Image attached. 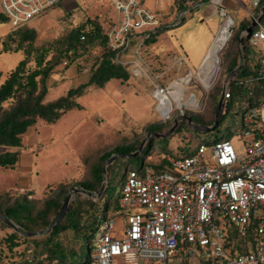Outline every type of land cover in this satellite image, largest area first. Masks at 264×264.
Instances as JSON below:
<instances>
[{
  "label": "rangeland",
  "instance_id": "obj_1",
  "mask_svg": "<svg viewBox=\"0 0 264 264\" xmlns=\"http://www.w3.org/2000/svg\"><path fill=\"white\" fill-rule=\"evenodd\" d=\"M153 1L147 0L150 4H153ZM116 18L117 13L111 0H62L59 5L28 22V27L34 28L37 32L32 43H24L22 50H14L17 48V45H14L11 50L6 51H2L4 47L1 41L11 34L13 27L9 22L0 23V82H3L20 60L26 57L25 52H30L27 57L29 58L28 66L31 69L38 67L41 55H44L43 60L45 61L59 54L63 61L56 66V71L48 79L47 99H54L64 94L71 86L88 79L104 50V46L98 42L80 43L75 61L67 69H63L65 63L73 55L72 52L61 53V50L67 47L68 35L78 30L88 32L96 26H99L105 33ZM230 28H236V25L231 24ZM235 38L230 39L229 37L220 49L218 53L220 61L211 79L205 77L203 67V69L192 70V76L189 75L193 77L195 88L200 91V107L195 109L186 103L189 96L195 92V88H188L183 95L188 82L186 77L173 92L168 93L174 103L170 116L174 115L173 118H175L181 113L184 115L200 114V110L204 107L206 109L202 111L203 114L211 117L215 115L212 104L219 100L218 89L223 87L225 76L230 72V70L225 71L223 67L231 57V52L237 51L240 36L237 34ZM136 44L137 42L131 45L129 39L128 46L120 50L119 59L127 65L131 72L127 80L112 78L104 87H91L78 98L81 107L67 111L52 124L39 120L22 135V146L19 150L24 154L23 161H20L19 156L14 167L0 166V192L5 191L10 195L29 193V199L41 202L56 192L60 182H65L66 194L61 197L62 207L58 213L50 216L51 219L54 222H60L69 207L77 201H81L83 207L88 209L83 212L84 218H92L96 213V207L91 206V202L95 204L101 202L104 208L107 203L112 204L117 201L125 181V172L141 167L144 158L141 155L127 158V156L113 153L102 162L103 178L99 190H88L81 185V182L92 179L91 169L95 164L101 163L99 157L119 144L141 142L145 145L150 138L155 137L154 145L149 149L150 153L147 157L153 161L159 160L160 151L170 149L172 153L179 155L178 149L188 145L192 153L200 141L212 143L220 135L231 138L238 151L242 149V143L233 139L235 130L241 125L240 119L234 120L233 118L232 111L235 107L228 109L214 130L203 131L194 127L185 129L186 126L182 123L170 138L155 135L154 133L159 132V128H169L173 121L166 120L170 118L164 119L157 110L158 102L153 95L150 77L141 74L135 62L144 58L147 64L159 66L158 63L162 58L154 56V50H151L152 48L150 49L148 45L146 49L141 46L142 48L137 52ZM213 55L211 53L206 61L210 62ZM177 60L181 61L180 58ZM162 76V82L169 88L171 80L168 78L172 76V72L168 71ZM212 85V89L209 90ZM203 114L199 118L207 125V118ZM183 120L186 121V119ZM4 149L5 147L0 146V152ZM108 179L109 189L103 197ZM0 219L3 221L0 223V236H8L13 229L16 230L3 216L0 215ZM11 221L14 222V220ZM48 228H40L33 233L23 231L18 237L20 241V247H18L21 250L25 245L34 248L35 256L40 264H46L48 261L40 252L41 246L36 247L32 238L44 239L49 232ZM24 234L30 236L29 239H25ZM70 235L71 231H62L60 238L68 242ZM92 240L91 238V243ZM87 256L86 247L82 258L72 259L68 264H82Z\"/></svg>",
  "mask_w": 264,
  "mask_h": 264
},
{
  "label": "built area",
  "instance_id": "obj_2",
  "mask_svg": "<svg viewBox=\"0 0 264 264\" xmlns=\"http://www.w3.org/2000/svg\"><path fill=\"white\" fill-rule=\"evenodd\" d=\"M61 1L0 0L1 12L13 28ZM111 1L117 18L105 33L113 49L128 46L134 32L152 31L164 22L160 13L140 0ZM214 1L226 22L231 16L222 0ZM250 2L254 26L250 35L245 29L240 37L247 36L264 53V8L261 0ZM188 14L189 9L182 8L173 24ZM238 47L240 61V54L244 57L242 39ZM235 74L227 80L225 76L223 112ZM150 79L157 110L169 118L173 109L164 112L160 106L169 88L158 77ZM239 118L241 125L233 136L242 143L239 151L231 138L223 137L212 143L200 141L188 155H169L164 170L151 166L130 169L119 209L97 225L89 264H264V102L244 104ZM35 260L34 249L28 248L22 264H35Z\"/></svg>",
  "mask_w": 264,
  "mask_h": 264
},
{
  "label": "trees",
  "instance_id": "obj_3",
  "mask_svg": "<svg viewBox=\"0 0 264 264\" xmlns=\"http://www.w3.org/2000/svg\"><path fill=\"white\" fill-rule=\"evenodd\" d=\"M196 1L197 0H194V2ZM182 2H184V0H179L180 4ZM261 5H264V0H261ZM3 22H8V19L3 12L0 11V23ZM251 23L252 21L249 17L241 22L240 26L237 25L236 28H232L230 39L235 38L237 34L240 36V32L247 29ZM167 27V24L162 23L152 31H136L130 36V43L132 45L137 42V37H144L146 33H149L148 37L152 40L155 35ZM82 34L86 35L85 39L80 38ZM36 35V30L28 27V23L17 26L13 28L10 35L1 41L4 47L2 51L11 50L14 45H17V48L14 50H22L23 44L32 43ZM67 39V47L61 50V53L72 52L73 55L69 58V61L65 63L63 69H67L75 61L78 56L76 52L80 48V43L98 42L104 46L99 61L92 69L86 81L71 86L64 94L54 99H47L49 90L48 79L50 75L56 71V66L63 61L62 57L58 54L59 56L54 55L52 58L44 61V55H41L37 65L38 67L31 69L28 66L29 58L27 57L30 52H25L26 57L20 60L15 69L6 76L3 82H0V146L5 147V149L0 152L1 167H14L19 160V147L22 146V135L39 120H43L49 124L55 123L67 111L81 107L78 98L84 95L91 87H104L112 78L127 80L131 76V72L127 68V65L119 59L120 50L125 47L117 49L110 47L106 33L102 32L99 26H96L88 32L80 30L77 32L73 31L68 35ZM241 39L245 62L242 69L230 80L231 97L226 102L221 119L228 112L230 107H235L232 114L234 120H238L240 119L239 116L243 111L244 104L247 103L253 106L264 102V80L262 78L264 73V53L257 45L252 44L247 36H242ZM238 63L239 47L237 42V51L231 52V57L226 61L223 68H225V71H232ZM255 77L258 79H254ZM212 87L213 85L209 90L212 89ZM221 92L222 87L218 89L217 95H221ZM217 103L218 100L212 104L214 112H216ZM204 108L200 110V114L189 116L191 120L197 124L210 126L215 120V115L211 117L207 116V114H203L202 111L206 109ZM201 114L207 118V125L199 118ZM173 116L174 115L170 116V119H166L167 121H173V124L169 128L174 125L175 118H173ZM182 123L186 126L185 129L192 127L187 119L186 121L183 120L177 125L176 130L174 129L173 132H171L172 134L169 133L170 135L167 134L164 137L170 138L180 128ZM169 128H159L160 130L158 131L161 133L163 130L166 131ZM164 131L161 134L165 133ZM156 133L154 134L156 135ZM223 137L225 136L220 135L216 139H221ZM154 138L155 137L150 138L141 148V142L138 144L122 143L117 145L114 149L105 152L99 157L101 163L95 164L91 169L92 179L81 182V185L88 190H99L103 178L102 162L113 153L127 156V158L141 155L144 157L140 167L141 169L145 166H151L155 168V170L166 169L169 163L167 157L170 154L175 155L176 153H172L170 149H167L166 151L159 152V160L153 161L147 159L150 153L149 149L154 145ZM135 152L136 154L133 156L132 154ZM178 153L188 155L191 152L189 151V146L185 145L182 149H178ZM127 173L126 171L125 175ZM65 187V182H60L55 190L56 192L43 199L41 202H39V200L29 199V193L23 195H10L5 191L0 192V215L14 220V222L27 233L51 226L44 239L38 240L37 238H32L36 247L41 246L40 252L45 255L44 259L48 261L46 264H68L72 259L82 258L83 251L86 247L88 256L82 264H89L92 259L91 254L94 247L93 243L97 225L99 221L106 217L111 211H117L119 209L120 197L117 201L112 202V204H110L111 202L107 203L104 208L101 202L97 203L98 206L94 202H91L90 205L96 207V213L92 218H84L83 212L88 211V209L83 207L81 201H77L69 207L60 222H54L50 216L58 213L62 207L61 197L66 194ZM108 189L109 179L106 189L103 192V197ZM111 208L112 210H110ZM0 223H3L1 219ZM62 231H71L70 240L68 242L60 238ZM19 236H21L20 232L14 229L8 236H0V264H22L27 249L32 247L30 245H25L21 250L19 248ZM29 237L30 236L24 234L25 239H29ZM91 238L93 239L92 243L90 242ZM35 264H40L37 257Z\"/></svg>",
  "mask_w": 264,
  "mask_h": 264
},
{
  "label": "crops",
  "instance_id": "obj_4",
  "mask_svg": "<svg viewBox=\"0 0 264 264\" xmlns=\"http://www.w3.org/2000/svg\"><path fill=\"white\" fill-rule=\"evenodd\" d=\"M140 1L151 10L160 13L163 23L168 27L155 35L152 40L148 37L149 33L144 37H137L136 51L139 52L142 47L146 49L148 45L154 50V56L162 58L158 63L159 66L147 64L144 58L136 61L135 64L141 74L158 77L161 81L162 75L171 71L168 90L169 93L173 92L179 83L193 74L192 70L205 68L208 54L216 47L215 42L225 18L220 15L219 5L214 0H197L193 6L191 2L194 0H184L181 4L179 0H154L153 4L148 3L147 0ZM222 5L228 15L234 19L236 26H240V23L249 18V13L254 10L250 0H222ZM262 7L264 8V5ZM182 8L189 9V14L181 23L174 25L178 11ZM149 80L151 82L150 78ZM23 157L24 154L20 152V161H23Z\"/></svg>",
  "mask_w": 264,
  "mask_h": 264
},
{
  "label": "bare ground",
  "instance_id": "obj_5",
  "mask_svg": "<svg viewBox=\"0 0 264 264\" xmlns=\"http://www.w3.org/2000/svg\"><path fill=\"white\" fill-rule=\"evenodd\" d=\"M232 22H233V19L231 17L226 20L224 26L222 27V31H221L220 36H219V41L216 43V47L212 50V51H214V53H213L214 55H213L212 59L210 60V62H208L204 68V75L207 79H211L214 75L217 64L220 61L219 60L220 56L218 54L219 53L218 50L220 51V49L224 46L223 45L224 42L229 38L230 27H231ZM212 51H211V53H212ZM190 76H192V75H190ZM186 79L188 80V82H187L186 88L183 91V95H185L184 93L187 91L188 88H192V89L195 88V82L193 81V77H187ZM184 87H185V85H184ZM194 93H192L191 96H189V98L186 100V103L191 105L192 107H194L196 109V108L200 107V105H199V103H200L199 102L200 101L199 89L195 88ZM160 106H161L162 111H164V112H168V111L173 109L174 103H173V100L171 99V97L168 95V93L161 96Z\"/></svg>",
  "mask_w": 264,
  "mask_h": 264
},
{
  "label": "water",
  "instance_id": "obj_6",
  "mask_svg": "<svg viewBox=\"0 0 264 264\" xmlns=\"http://www.w3.org/2000/svg\"><path fill=\"white\" fill-rule=\"evenodd\" d=\"M262 17V15L259 16V18ZM254 26V23H251L248 27H247V31L250 35L251 31H252V27ZM231 29V28H230ZM241 41V39L239 38V42ZM244 65V57L242 54H240V61H239V64L236 66V68L232 71H230L227 75H226V80L232 76L233 74L237 73L239 70L242 69ZM219 71V70H218ZM223 107H224V95L221 93L220 95V98L218 100V103H217V106H216V112H215V120L213 122L212 125L210 126H204V125H201V124H197L195 122H193L190 118L189 115H184V113H181L180 115L176 116L175 119H174V125L168 129L167 132L161 134V133H157L156 135H162V136H165L171 132H173V130L177 127V125L179 124L180 120H183V119H187L189 124L196 128V129H200V130H203V131H210V130H214L216 128V126L218 125L221 117H222V113H223ZM143 146V144L140 145V148ZM139 148V149H140ZM136 152L133 153L132 155L135 156ZM67 202V200H66ZM66 202L64 203V205L66 204ZM63 205V207H64ZM4 219H6L10 225H12L13 228H15L16 230H18L19 232H23V230L17 225L15 224L14 222H12L9 218L7 217H3ZM57 222V221H55ZM51 226H49L48 229H50ZM30 233H33V232H30Z\"/></svg>",
  "mask_w": 264,
  "mask_h": 264
}]
</instances>
